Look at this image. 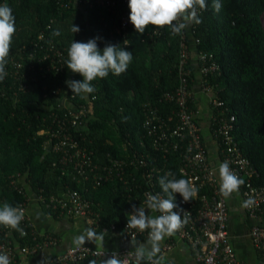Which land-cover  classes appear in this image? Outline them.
Wrapping results in <instances>:
<instances>
[{
    "label": "trees",
    "instance_id": "trees-1",
    "mask_svg": "<svg viewBox=\"0 0 264 264\" xmlns=\"http://www.w3.org/2000/svg\"><path fill=\"white\" fill-rule=\"evenodd\" d=\"M114 2L108 11L102 0H0V5L12 9L16 28L5 65L7 75L0 81V206L29 204V192H33L43 201H38L43 213L59 220L60 211L47 209L45 204L51 197L63 198L62 192L77 193L92 204L101 226L116 227L105 239L124 238L123 226L128 222L125 209L133 202H142L150 189V182L142 177L147 168L160 170L152 182L161 193L159 179L165 173L186 179L180 167L182 156L187 155V140L174 139L167 149L155 150L152 141L161 130L154 121L156 134L150 136L145 126L153 115L171 128L177 124L174 100L182 42L189 55L193 48L197 57L206 56L204 66L216 67L202 77L200 89L207 87L211 98L222 103L212 106L213 120L223 111L228 120L234 117V143L258 173L254 184L264 186V0H220L218 13L213 0H205L206 8L197 9L202 22L190 24L183 40L182 32L173 35L168 27L150 25L140 34L132 25L124 34L127 43L119 19L130 16L128 0ZM72 25L80 31L72 33ZM93 38H99L101 53L108 44L119 45L132 52L133 59L121 75L109 72L107 77L95 79L93 93L72 94L66 81H82L83 77L66 67L68 49L72 41ZM188 70L187 85L192 93L188 106L196 111L191 58ZM79 108H84L79 127L69 129L73 118L65 115ZM57 122H64L70 138L93 152L100 174L112 159L129 164L134 153L144 157L146 168L127 166L124 173L128 179L112 177L99 185L91 176L87 182L74 177L72 167L61 163L62 151L51 147L56 143L52 134L58 130ZM211 130L222 150L213 126ZM4 228L0 226V243L29 244L14 229L12 240L1 231ZM20 260L18 257L17 264Z\"/></svg>",
    "mask_w": 264,
    "mask_h": 264
},
{
    "label": "built area",
    "instance_id": "built-area-1",
    "mask_svg": "<svg viewBox=\"0 0 264 264\" xmlns=\"http://www.w3.org/2000/svg\"><path fill=\"white\" fill-rule=\"evenodd\" d=\"M114 1L115 0H102V5L106 7L108 11H111L115 6ZM119 20L120 29L125 42L126 39L124 34H126L127 29L130 28L132 24L127 14L122 15ZM189 29L188 26L182 30V40L185 38L186 34L190 32ZM185 30L188 32L186 33ZM196 43L197 41H194V45H196ZM180 46L178 64L179 86L175 92L176 99L174 100L178 108L176 113L178 118L177 124L171 128L166 122L159 120V117L156 115L150 117L145 123V126L149 128L148 134L150 136L156 134L155 126L161 130V134L157 137V140L152 141L155 150L158 148L161 149V147L167 149L170 142L174 143V139H186L188 142L187 155L184 154L181 159L180 173L186 180L192 182L198 189V193L188 202H185L178 193L175 194L177 208L174 209V211L179 212L182 218L183 214L187 212V223L175 234L189 244L194 251L195 259L198 264H243L236 258L234 248L230 242L228 232L229 214L226 200L221 196L218 181L209 167L201 129L197 123L196 111L190 109L188 106L192 96L187 85L190 77V71L188 70L190 55L189 48L184 42H182ZM198 61L201 62V65L199 63L201 79L203 76L207 75L210 70L213 71L216 69L215 66L211 68L204 66V62L206 61L205 55H200ZM200 84L202 85V80ZM201 91L203 93H205V91L211 93L207 87L201 86ZM210 103L212 104L211 107H220L222 105V103L213 98H211ZM83 112L84 108H79L74 112L70 110L65 115H70L73 118L72 122L69 121V129H77L79 127L78 120ZM213 116L212 114L210 126L214 127V134H216L223 143V162L227 161L230 170L243 179L244 183L240 186L243 202L249 198L254 201L252 206L244 208V210L249 217L257 220V223L252 226L250 236L255 245L262 250L263 263L261 264H264V186L254 184L253 181L258 177V173L252 168L249 161L242 155L239 148L234 143L233 137L231 136L234 127V117H230L228 120L224 117V111L218 114L214 120ZM55 121L57 120L55 119ZM154 121L157 125L152 127ZM57 123L58 130L52 134V137L56 139V143L53 146L51 145V147L54 150L62 151L63 157L61 163L67 166V168L72 167L76 175L74 177H79L81 180L87 182L91 176L92 182H94L95 185H99L102 181H107L112 177L120 178V180L128 179L125 178L124 173V169L127 166L134 167L135 169L146 168L147 164L144 157L134 153L133 161L129 164L125 165V163L119 159H112L107 166L102 168L101 172L104 174H100L98 165L92 160L93 152L88 151L81 142L70 138L67 134V129H65L64 122ZM173 147L176 148L177 146L173 144ZM159 171L160 170L154 167L147 168L142 174V177L150 182V189L147 193L152 195L158 194L166 198L163 193L156 191L153 186L152 179L154 178V173ZM129 177H131V175H129ZM202 190H207L208 192L199 194V191ZM61 195H63V198L60 196L51 197L49 202L45 204L46 208L59 210L62 217L69 216L86 219L89 223V228L94 230L97 234L102 233L103 236H105L116 232V227L114 225H100L98 215L92 210V204L85 197L77 193L65 194L62 192ZM146 199L147 197L145 195V199L142 202L131 203L129 207L125 209V212L128 215L132 214L133 206L139 208ZM37 201L43 203L40 197H37ZM19 207H21L25 213L24 219L20 224L22 231H19V233L22 238H27L29 240V244H25L22 247L19 245L20 248L16 251L12 241L0 243V252L8 255L10 264H17L18 257L34 256L44 248L56 247L59 242L54 234L49 232L39 233L35 230L34 224L29 217L27 201ZM157 215H159V213H157ZM127 223L123 226L125 238L128 240H148L149 230L140 232L137 229H128ZM1 231L12 237V240L14 239L12 236L13 229L4 228L1 229ZM171 247V244H167L164 246V250L168 251ZM135 251L136 249L130 248L111 250L84 245L77 249L71 246L61 254L51 256L50 259L52 260V264H90L93 260L97 261V264H100V261L104 259L107 254L110 257L111 254L115 252L119 255L121 260L126 261V264H143V261L149 264V261L146 259L138 261Z\"/></svg>",
    "mask_w": 264,
    "mask_h": 264
},
{
    "label": "clouds",
    "instance_id": "clouds-1",
    "mask_svg": "<svg viewBox=\"0 0 264 264\" xmlns=\"http://www.w3.org/2000/svg\"><path fill=\"white\" fill-rule=\"evenodd\" d=\"M213 8L218 13L222 4L220 0H213ZM130 9L129 20L135 31L143 34L148 26L156 28L168 27L173 35L181 34L182 30L190 24H200L202 21L198 17L197 9H205V0H128ZM72 33H78L79 27L72 25ZM16 32L15 18L12 9L7 5H0V81L6 77L5 65L10 53L12 38ZM59 35V33H56ZM93 38L87 42H71L68 49V59L66 67L72 72L83 77L82 81L67 80V87L72 94H91L95 91L92 82L103 79L109 72L119 76L124 73L133 57L132 52L120 48L119 45L108 44L103 52L98 49L97 40ZM215 171V170H214ZM219 192L222 197L230 198L233 193H237L244 183L237 174L230 170L227 161L219 164ZM159 185L166 198L160 195L146 193L147 199L139 208L133 206L132 214L128 215V229H137L140 232L149 230L146 243L136 246L135 255L138 261L147 260L149 264H161L163 257H158L160 253V243L165 237L173 236L186 223L187 215L183 218L175 203V194H179L185 202L192 200L198 193V189L190 180L176 179L173 173L167 172L159 179ZM254 201L249 198L242 204V208L252 206ZM145 209L151 213H159L158 216L146 215ZM24 210L8 203L0 206V226L22 231L20 224L24 219ZM97 243L103 247L104 236L97 234L92 229H87L85 233L73 238L72 244L79 249L85 242ZM107 257V258H106ZM100 261V264H126L115 252L109 257L108 254ZM0 264H10L7 254L0 252ZM40 264H52L49 256L44 257ZM90 264H97L93 260Z\"/></svg>",
    "mask_w": 264,
    "mask_h": 264
},
{
    "label": "crops",
    "instance_id": "crops-1",
    "mask_svg": "<svg viewBox=\"0 0 264 264\" xmlns=\"http://www.w3.org/2000/svg\"><path fill=\"white\" fill-rule=\"evenodd\" d=\"M191 67L194 72V85H193V102L196 106L197 123L200 126L203 144L206 148L207 159L209 167L220 184L218 168L219 164L223 162V148L220 150L219 143L213 136L210 122L213 110L210 104L211 95H206L200 89L201 76L199 73V62L195 50L191 48ZM215 170V171H214ZM241 189L237 193H233L230 198H225L229 222L228 232L230 242L234 248L236 258L243 264H261L262 250L255 245L251 238L252 226L257 223V220L249 217L244 208L241 207L243 203ZM60 193V192H59ZM28 213L31 221L34 224L35 230L39 233L49 232L54 234L59 242L56 247L44 248L37 255L30 257H21L18 264H40V261L46 256L58 255L64 252L67 248L73 246V238L85 233L89 229V223L86 219L81 217L63 216L59 220L47 216L43 213L37 201V196L33 192H29ZM146 215L158 216L157 213H151L145 209ZM147 240H128L127 238L119 239H105L103 247L98 246L97 243L85 242V245H91L97 248H106L111 250H120L123 248L136 249V246L146 243ZM171 244V249L164 250V246ZM16 251L19 250V244L14 242ZM163 257L161 264H198L195 259V254L187 242L174 234L170 237H165L160 243V253Z\"/></svg>",
    "mask_w": 264,
    "mask_h": 264
},
{
    "label": "rangeland",
    "instance_id": "rangeland-1",
    "mask_svg": "<svg viewBox=\"0 0 264 264\" xmlns=\"http://www.w3.org/2000/svg\"><path fill=\"white\" fill-rule=\"evenodd\" d=\"M205 94H206V95H212L211 93H208V92H206V91H205ZM210 100H211V98H210Z\"/></svg>",
    "mask_w": 264,
    "mask_h": 264
}]
</instances>
